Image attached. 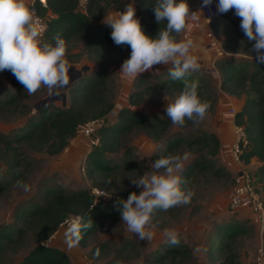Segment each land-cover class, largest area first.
Instances as JSON below:
<instances>
[{
  "label": "rangeland",
  "instance_id": "374dc122",
  "mask_svg": "<svg viewBox=\"0 0 264 264\" xmlns=\"http://www.w3.org/2000/svg\"><path fill=\"white\" fill-rule=\"evenodd\" d=\"M212 1L217 2L218 0ZM129 2H134L136 17L141 19L136 1L129 0ZM187 3L190 12H198L197 18L189 19L185 29L179 34L174 33V35L178 41L185 39L193 41L194 47L191 52L198 57L200 64L198 72L209 78L216 90V100L212 110L206 113L198 125L193 124L190 120L183 126L174 125L167 116L165 108L167 103L174 102L179 96V91L154 88L144 93L138 104L128 103V96L131 93L141 91L148 83L157 86L162 79H165V75L160 74L172 66L171 63L167 66H154L151 72L140 75L144 76V82L138 83V78L132 80L119 72L123 61L130 56L129 46L93 53L87 46L86 39H74L67 42L66 59L72 67V70L69 69L70 82L68 85L77 79L75 77L77 71L82 75H90L99 67L106 71L114 108L106 116L105 125L115 122L116 111L123 106L133 107L146 115L166 119L168 124L163 131L154 135L141 129H134L122 135L117 148L106 155L114 163H117L118 168L106 177L104 174L101 177L98 176L97 183L100 184L94 183V178L90 177L87 171V156L95 145L90 142V138L78 132H75V135L67 140V144L53 155L49 154L45 148L35 150L26 144L13 143L15 150L8 152L20 151L21 158L24 159V162L29 163V166L23 164L21 171L24 172V177L18 180L23 185H27V190L17 186L15 180L0 194V227L7 224L22 226L24 223L14 218L17 209L27 200H39L43 193L41 189L45 186L60 187L66 191L91 189L93 186L100 187L99 189L111 195L110 199L105 201L114 204L113 199L126 191L129 194L133 191L138 194L141 189L137 188L132 180L138 179L140 175L148 171L156 159L169 154L182 157L183 171L180 173L182 177L190 160L198 155L199 151L183 144L171 153L162 155L168 140L177 135L189 138L199 131L214 132L221 142V149L212 160L216 167L223 170V173H198L192 181L187 182L188 187L194 190L190 203L173 207L168 211L158 210L152 219L155 228L151 240H140L135 234L128 231L127 225L120 219L121 213L119 212L102 218V224L84 238L83 244L74 242L72 246H69V239L75 241V236L69 231V227L59 223L57 229L43 240L41 245L61 251L67 257L68 264H117L118 261H123V264H146L147 258L154 257V253L162 249L165 243H168L165 230L174 229L178 233L179 241L191 250L190 258L183 264H221L223 253H211L208 250V245L216 235V227L227 223H237L243 225L244 232L235 237L231 249L237 256L238 264H255L259 251L264 250L262 235L264 184L258 182L254 175L257 165L254 158L250 160V163L244 162L240 165L233 162L229 155V146L234 138L233 114L240 110L245 95L236 97L219 89L221 78L218 62L220 58L227 57L230 53L221 47L223 36L214 32V26L210 21H206L202 11V0H187ZM77 9L83 11L80 5L77 6ZM117 12L119 11L104 7L99 11L94 21L103 23L104 19L110 15L115 16ZM249 51L250 55H246L247 57L256 55L253 49ZM68 85L56 90L59 95H50L45 86L32 95L26 92L22 102L15 107V110L3 109L0 111V132L15 133L25 124L29 115L34 114L35 109L44 102L49 101L60 107L61 104H67ZM3 86L11 87V75L8 70L0 72V87ZM62 94H64V103ZM127 150L132 153L130 159L133 167L123 164L122 159ZM7 156L8 153L4 157L0 154V173H3L7 167ZM241 171L252 174L251 185L256 199L263 206L262 212L252 209L250 196H246L239 207L235 209L230 207L229 199L235 178ZM124 241H132L133 247L125 251L119 250ZM103 242L106 246H101L96 251L90 250L94 245ZM36 244L35 239L26 230L22 237L16 243L11 244L0 256V264H19Z\"/></svg>",
  "mask_w": 264,
  "mask_h": 264
},
{
  "label": "trees",
  "instance_id": "16d2710c",
  "mask_svg": "<svg viewBox=\"0 0 264 264\" xmlns=\"http://www.w3.org/2000/svg\"><path fill=\"white\" fill-rule=\"evenodd\" d=\"M141 15V26L144 32L155 37L158 31L165 27L166 21L157 24L154 16L155 0H135ZM129 0H86L83 11L77 9L78 0H45L42 4L35 2L37 13L46 19L44 39L51 41L59 34L66 43L74 39H86L89 49L95 52L111 50L117 47L111 39V29L100 21L96 22V16L104 7L115 11H121ZM210 23L213 31L223 36L221 47L231 53L227 57L219 59V89L236 97L245 95L244 103L240 110L234 114V122L242 125L247 137V146L241 154L244 162L251 159L257 161L254 170L256 180L264 184V63L256 60V55H250L255 41H247L245 34L240 29V18L234 10L226 14L218 13ZM220 28V29H219ZM127 46V45H124ZM170 66L160 75H165L156 86L148 83L141 91L133 92L128 96V103L138 104L142 95L152 89L165 88L181 92L183 82L173 80L169 75ZM11 75V87H0V111L3 109L15 110L21 102L26 91L15 76ZM189 81L199 82L198 94L202 100L210 102V108L216 100V90L212 82L204 74L194 72L186 77ZM138 83L144 82V76L138 77ZM68 103L55 106L51 102H44L35 109V113L29 115L25 124L15 133L0 132V154L2 157L8 153L7 167L0 173V194L3 193L13 181L23 179L21 171L23 164L28 162L20 156V151L15 150L13 143L26 144L32 149H43L53 155L58 153L67 140L75 135L78 124L87 120L103 119L98 129V144L88 153L87 171L90 177L97 183V177L108 176L117 168L106 155L117 148L122 135L141 129L151 134L161 132L168 124V120L146 115L133 107L123 106L116 111V120L111 125H105L106 116L113 110L114 103L112 93L108 86L106 71L99 67L90 75H82L74 79L68 85ZM156 86V87H155ZM207 111V112H208ZM189 120L185 119V123ZM196 148L199 154L193 157L182 180L192 181L196 174L210 172L221 174L223 170L216 167L213 158L220 151V140L214 132L199 131L189 138L177 135L168 140L166 149L162 155L171 153L181 145ZM132 153L127 150L122 159L123 164L133 167ZM100 184V183H97ZM96 187V186H93ZM100 188V187H98ZM39 200L34 199L24 202L17 209L14 218L24 223L22 226L7 224L0 227V256H2L11 244L16 243L26 230L32 235L37 244L19 264H68L67 257L57 249L41 245L58 227L59 223L68 215L75 214L84 218V221L92 220L87 229L79 232L80 244L84 238L96 227L102 224V218L119 213L122 205L119 200H126L129 192L110 201L101 200L92 205L93 196L90 189H77L66 191L60 187L45 186ZM26 205V206H25ZM17 226V227H16ZM216 235L211 239L208 250L211 253H223L221 264H238L237 256L231 249V244L238 234L244 232L243 225L227 223L216 227ZM262 235L264 237V226ZM105 242L94 245L90 250L96 251ZM133 247L132 241H124L119 250H127ZM264 248V244H263ZM191 256V250L181 241L177 245L169 242L154 253V257L147 258L146 264H183Z\"/></svg>",
  "mask_w": 264,
  "mask_h": 264
},
{
  "label": "clouds",
  "instance_id": "9594fccd",
  "mask_svg": "<svg viewBox=\"0 0 264 264\" xmlns=\"http://www.w3.org/2000/svg\"><path fill=\"white\" fill-rule=\"evenodd\" d=\"M211 4L212 0H202L203 7ZM216 10L220 14L234 10L247 41H255L256 60L264 63V0H218ZM153 11L157 24L166 21L155 37L142 29L134 2L127 3L115 16L104 19L103 23L111 29L114 44L127 45L131 49L119 72L134 80L151 72L156 65L171 63L169 75L173 80L182 81L183 87L174 102L167 103L166 114L174 125L183 126L185 119L198 125L210 108V102L200 98L199 82L189 81L186 77L199 71L200 64L191 52L193 41H178L174 35L185 29L189 19L197 18L198 12H190L187 0H155ZM45 30L36 15L34 0H0V72L9 70L29 95L42 86L50 95H59L56 90L70 82L71 63L66 59L68 45L59 34L51 41L45 40ZM181 161L180 155L172 154L156 159L148 171L132 180L141 189L139 193L133 191L126 200H119L121 221L140 240L152 239L155 228L152 219L158 210L168 211L190 203L194 190L182 180ZM17 186L27 190V185L19 181ZM92 223L91 219L84 221L79 217L69 229L75 236V241L69 239V246L78 242L81 229L89 228ZM165 236L170 244L179 243L176 230L166 229ZM117 264H123V261Z\"/></svg>",
  "mask_w": 264,
  "mask_h": 264
},
{
  "label": "built area",
  "instance_id": "2783aa9c",
  "mask_svg": "<svg viewBox=\"0 0 264 264\" xmlns=\"http://www.w3.org/2000/svg\"><path fill=\"white\" fill-rule=\"evenodd\" d=\"M39 1L42 4L45 3V0H39ZM35 2L36 0H34V7L36 9ZM85 3L86 0H78V5L82 6L83 9ZM217 3L218 1L217 2L212 1V4L210 6L202 7V11L206 21H210L214 16L218 14L216 10ZM36 15L39 18V22L42 25H44L46 28V19L37 13V9H36ZM102 123H103L102 118L87 120L84 123L78 124L76 126L75 131L80 133L81 135H84L85 137L90 138V142L93 145H97L98 143L97 133ZM233 132H234V138L229 146V155L233 162L241 165L244 163V161L241 159V154L243 153L244 149L247 146V137L243 126L236 124L234 122V118H233ZM251 183H252V174L248 173L247 171L246 172L241 171L236 175L235 184L229 199L230 207L232 209L239 207V205L244 201L245 197L250 196L252 198V202H251L252 209L258 212L263 211V206L261 202L256 199ZM90 194H92L93 196L92 205L98 203L101 200H109L111 197L109 193L97 187H91ZM79 217H80L79 215H75V214L68 215L61 221V225H66L67 227L71 228L72 225L77 222ZM255 264H264V250L259 251Z\"/></svg>",
  "mask_w": 264,
  "mask_h": 264
},
{
  "label": "water",
  "instance_id": "95a60500",
  "mask_svg": "<svg viewBox=\"0 0 264 264\" xmlns=\"http://www.w3.org/2000/svg\"><path fill=\"white\" fill-rule=\"evenodd\" d=\"M70 69L72 70V67H71ZM78 76H80V72H79V71H77L75 77H78ZM61 96H62V98H63V103H64V94H62ZM42 102H43V101H42Z\"/></svg>",
  "mask_w": 264,
  "mask_h": 264
},
{
  "label": "crops",
  "instance_id": "0c3cea01",
  "mask_svg": "<svg viewBox=\"0 0 264 264\" xmlns=\"http://www.w3.org/2000/svg\"><path fill=\"white\" fill-rule=\"evenodd\" d=\"M220 144H221V142H220ZM247 163H250V161H249V162H247Z\"/></svg>",
  "mask_w": 264,
  "mask_h": 264
}]
</instances>
